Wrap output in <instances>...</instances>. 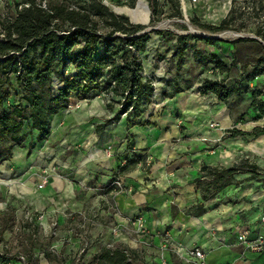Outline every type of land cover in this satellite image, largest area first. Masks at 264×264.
<instances>
[{
  "label": "crops",
  "instance_id": "1",
  "mask_svg": "<svg viewBox=\"0 0 264 264\" xmlns=\"http://www.w3.org/2000/svg\"><path fill=\"white\" fill-rule=\"evenodd\" d=\"M81 98L74 94L70 104ZM117 110L108 108L103 94L72 112L60 110L50 135L33 148L16 147L0 173L26 180L20 189L36 212L45 213L44 221L57 215L61 222L67 210L96 207V254L122 246L133 256L148 254V264H190L188 250L199 248L207 264H264V252L249 251L239 240L246 229L251 237L264 235V179L239 174L205 201L196 185L205 165L228 167L245 156L264 168V134H253L264 124L257 113L252 109L246 127L215 94L185 90L166 97L156 89L142 117L147 123L131 124L126 116L109 121ZM212 121L252 138L222 135ZM140 157L125 168V161ZM44 175L49 182L39 187ZM4 188L0 182V193ZM197 204L203 213H192ZM139 223L147 233L132 234Z\"/></svg>",
  "mask_w": 264,
  "mask_h": 264
},
{
  "label": "trees",
  "instance_id": "2",
  "mask_svg": "<svg viewBox=\"0 0 264 264\" xmlns=\"http://www.w3.org/2000/svg\"><path fill=\"white\" fill-rule=\"evenodd\" d=\"M135 1L125 3L133 7ZM77 3L72 6L66 1L19 0L15 1L13 10L0 13V164L12 158L16 147L33 148L42 143L51 133L53 116L69 105L74 94L87 99L103 94L110 110L118 105L109 121L126 116L131 124L147 123L142 117L155 85L154 79L145 73L143 54L152 34L164 32L154 29L142 33L146 25L116 13L103 0H77ZM157 5V1H152V21L156 20ZM176 5L172 16L183 18L179 2ZM207 27L213 31L239 29L233 25L232 12L220 24ZM255 33L260 39L242 37L233 41L235 57L231 66L216 53L206 56L196 46L192 48L190 40L196 37L190 33L175 34V55L183 56L191 51L199 64L215 63L227 76L204 78L198 91L202 95L215 94L225 103L246 94L250 99L249 109L257 113L256 119L264 121V88L253 85L264 73V22ZM201 39L211 44L217 42L214 38ZM246 42H254L259 49L254 69L248 74V64L241 60L242 45ZM238 63L241 72L230 82L232 67ZM166 84L169 88L164 93L166 97L186 90L175 78ZM244 116L239 119L243 120ZM229 132L233 137L249 134L236 127ZM262 132L264 124L256 127L253 134ZM143 159L127 160L125 168ZM244 173L251 179H264V168L249 158H241L228 167L203 166L196 185L205 201L236 183V176ZM204 211L203 204H197L192 213ZM2 241L3 231H0ZM95 262L133 264V259L125 247H104L95 255ZM0 264L31 262L4 251L0 252Z\"/></svg>",
  "mask_w": 264,
  "mask_h": 264
},
{
  "label": "rangeland",
  "instance_id": "3",
  "mask_svg": "<svg viewBox=\"0 0 264 264\" xmlns=\"http://www.w3.org/2000/svg\"><path fill=\"white\" fill-rule=\"evenodd\" d=\"M15 1L19 0H0V13L13 10ZM56 1H66L72 6L78 4L77 0ZM103 1L111 9L116 7L117 11L128 14L134 21L145 23L149 21L147 27H157V30L164 32L152 34L147 56L143 55L145 73L154 79L155 89L160 95L169 91L166 81L174 78L187 91H198L204 78L222 79L227 76L216 67L215 63L199 64L191 51L183 56H176L175 34H192L196 37L190 40L192 48L196 46L206 56L216 53L231 66L235 57L233 41L242 37L259 38L255 31L264 22V2L262 3L261 0H136L133 7L125 3L127 0ZM152 1L158 2L155 21L151 20ZM178 2L183 18L172 16ZM231 12L233 25L239 29L231 27L213 31L207 27V25L220 24ZM191 27L204 32L205 35L193 32ZM214 35L220 37L214 38L217 42L213 44L201 39L212 38L210 36ZM242 46L241 60L248 64L246 71L248 74L254 69L253 65L259 49L254 42H246ZM239 66L240 63L232 67L228 78L230 82L240 74ZM253 85L264 88V73L253 82ZM85 101L88 99L81 98L79 102L72 104L74 108L68 111L79 109ZM249 102V96L246 94L234 96L229 100L234 119L238 120L245 114L243 121L246 127L251 124L252 119ZM228 133L229 129L226 128L225 134ZM263 134L264 132L257 136L263 137ZM248 137L252 138V136H243L245 139ZM0 174V182L6 187L0 193V231H3L1 253L6 251L9 255L19 256L25 262L30 261L31 264H96V207L88 211L67 210L66 219L61 222L57 215L48 217L44 221L45 213L36 212L29 197L20 189L26 184V180L19 176L9 179ZM44 177H47L49 182V177L44 175L39 183ZM139 219V216H135L133 221ZM136 229L137 232L132 234L147 233L144 226L137 225ZM131 256L133 264H148L147 260H150L147 259L150 256L146 253Z\"/></svg>",
  "mask_w": 264,
  "mask_h": 264
},
{
  "label": "built area",
  "instance_id": "4",
  "mask_svg": "<svg viewBox=\"0 0 264 264\" xmlns=\"http://www.w3.org/2000/svg\"><path fill=\"white\" fill-rule=\"evenodd\" d=\"M154 85H155V83H154ZM77 107H79V106H77ZM77 107H75V108H77ZM66 108L68 110H71L74 107L72 104L69 103V105ZM209 126L213 129L219 130L222 133V135L225 134L226 128L222 127L218 122L212 121L209 123ZM110 149H111V147L108 148L109 152H110ZM124 163H126V161ZM47 183H48V178L44 177V179H42L41 183L39 184V187H43ZM112 185H115L119 188L123 187L122 182L119 180H114L112 182ZM263 219H264V217H263ZM139 224L141 226H143L142 223H139ZM239 240H240L241 244L244 245L245 248L249 251L256 252V253L264 252V235L251 237L249 230L246 229L239 236ZM187 257H188L187 260L190 264H207L206 260H205V253L203 252V250H201L199 248H193V249L188 250Z\"/></svg>",
  "mask_w": 264,
  "mask_h": 264
},
{
  "label": "water",
  "instance_id": "5",
  "mask_svg": "<svg viewBox=\"0 0 264 264\" xmlns=\"http://www.w3.org/2000/svg\"><path fill=\"white\" fill-rule=\"evenodd\" d=\"M113 11H115L116 13L125 14V15L129 16L126 13L117 11L116 7L113 9ZM129 18L134 23H141V24L147 25L148 22H149L148 21L147 23H145V22H140V21H134L130 16H129ZM154 29H157V27H147L145 30L142 31V33H145V32H148V31H151V30H154ZM210 37H212V38H219L220 36L219 35H214V36H210Z\"/></svg>",
  "mask_w": 264,
  "mask_h": 264
},
{
  "label": "bare ground",
  "instance_id": "6",
  "mask_svg": "<svg viewBox=\"0 0 264 264\" xmlns=\"http://www.w3.org/2000/svg\"><path fill=\"white\" fill-rule=\"evenodd\" d=\"M192 28V31L193 32H195V33H199V34H203V35H205V33L204 32H202V31H200V30H197V29H195V28H193V27H191ZM234 33V32H233ZM217 34V33H216ZM224 34H226V33H224ZM223 35V34H222ZM224 37V36H223Z\"/></svg>",
  "mask_w": 264,
  "mask_h": 264
}]
</instances>
